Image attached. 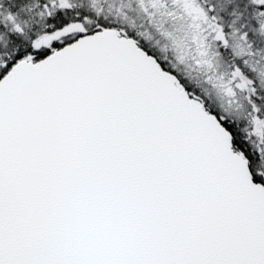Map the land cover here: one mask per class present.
Segmentation results:
<instances>
[{"label":"snow or ice","instance_id":"6c2138e0","mask_svg":"<svg viewBox=\"0 0 264 264\" xmlns=\"http://www.w3.org/2000/svg\"><path fill=\"white\" fill-rule=\"evenodd\" d=\"M0 264H264V0H0Z\"/></svg>","mask_w":264,"mask_h":264}]
</instances>
